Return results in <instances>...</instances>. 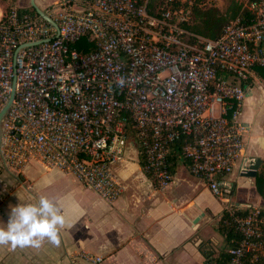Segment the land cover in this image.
<instances>
[{"label":"built area","instance_id":"obj_1","mask_svg":"<svg viewBox=\"0 0 264 264\" xmlns=\"http://www.w3.org/2000/svg\"><path fill=\"white\" fill-rule=\"evenodd\" d=\"M0 1V110L12 93L0 119L4 167L19 174L36 157L111 203L123 190L113 170L127 141L160 190L179 143L189 173L222 203L220 225L236 235L222 232L202 264H264V208L231 205L220 186L245 156L241 83L264 66V0L238 1L250 21H230L213 39L185 27L191 7L211 0H162L152 11L150 0L36 6L52 23L28 4ZM81 38L93 48L76 50Z\"/></svg>","mask_w":264,"mask_h":264},{"label":"crops","instance_id":"obj_2","mask_svg":"<svg viewBox=\"0 0 264 264\" xmlns=\"http://www.w3.org/2000/svg\"><path fill=\"white\" fill-rule=\"evenodd\" d=\"M263 82L264 72L251 69L241 83L244 97L238 115L245 127L244 155L262 160L264 149L259 137L264 136ZM171 163V182L160 190L141 171L137 150H130L113 170L123 190L108 203L82 187L71 173L45 165L36 157L30 158L19 174L0 160V226L6 227L11 207L34 202L41 195L60 201L62 211L73 223V227L61 231L58 247L47 241L39 249L0 246V264H90L82 258L84 253L100 258L94 264H202L204 251L215 253L222 247L217 222L214 225L222 203L210 194L202 179L189 173L180 155ZM237 173L236 167L230 178L239 185L244 187L246 180L254 185L253 178L236 177ZM45 179L52 181L46 187L42 184ZM176 187L184 195H175L172 189ZM203 193L217 202V214L201 202ZM211 222L221 237L219 247L216 238L200 236L202 228Z\"/></svg>","mask_w":264,"mask_h":264},{"label":"clouds","instance_id":"obj_3","mask_svg":"<svg viewBox=\"0 0 264 264\" xmlns=\"http://www.w3.org/2000/svg\"><path fill=\"white\" fill-rule=\"evenodd\" d=\"M119 83H124L123 78ZM51 182L45 179L42 184L46 187ZM62 207L60 201L46 195L39 196L34 202L11 207L6 227L0 226V246H10L13 250L18 247L39 249L45 241L60 246L61 231L73 227Z\"/></svg>","mask_w":264,"mask_h":264},{"label":"trees","instance_id":"obj_4","mask_svg":"<svg viewBox=\"0 0 264 264\" xmlns=\"http://www.w3.org/2000/svg\"><path fill=\"white\" fill-rule=\"evenodd\" d=\"M162 0H150V10L152 11L153 4L161 2ZM197 2L198 0H194ZM226 5L223 9L217 8L215 5H209L201 8L194 4L191 7L190 19L185 25L186 29L206 38H217L220 36L223 27L230 21L238 19L239 22H249L251 14L247 9L241 8L235 0H224ZM32 10V9H31ZM76 50H88L93 48V44L85 41L84 38L79 39L73 44ZM252 69L262 70L264 66L255 65ZM242 85V84H241ZM179 156V143L172 147V151L167 155L168 170L171 172L172 161ZM253 183L256 191L264 199V158L262 160L259 171L253 178ZM217 230L220 232H227L228 236H236L231 230L225 229L220 225V220L217 221Z\"/></svg>","mask_w":264,"mask_h":264},{"label":"rangeland","instance_id":"obj_5","mask_svg":"<svg viewBox=\"0 0 264 264\" xmlns=\"http://www.w3.org/2000/svg\"><path fill=\"white\" fill-rule=\"evenodd\" d=\"M15 3L18 6H25V5H30V0H14ZM54 0H34V4L35 6L39 7V8H43L45 5L52 3ZM235 1H241L243 2L244 0H235ZM0 4H2V1H0ZM215 5L217 8L219 9H223L226 5V1L224 0H211L209 5ZM264 87V82L261 83L260 88L263 89ZM252 179V178H250ZM247 183V184H246ZM172 192H174L175 195H179V194H183L184 195V191L181 188H173ZM236 198L241 200V201H246L252 204H257L259 205V207H264V199L261 197V195H259V193L256 191L255 186L251 183V181L246 180L244 182V187H239L237 190V195ZM200 200L201 202L205 203V204H209L212 208L213 211H211L214 215L217 214V209H216V203L215 201L211 200L205 193H203L202 195H200ZM217 222V217L215 218V224L216 225ZM213 223H209L207 224L205 227H203V234L202 232L200 233V236H205L206 238H216L217 241V247L220 246V242H221V237L218 234L216 228L214 227ZM204 247V246H203ZM216 247V249H217ZM202 248V246H201ZM206 250H209L210 248L205 247ZM203 250V249H202ZM204 251V250H203ZM206 254H208V251H204Z\"/></svg>","mask_w":264,"mask_h":264},{"label":"water","instance_id":"obj_6","mask_svg":"<svg viewBox=\"0 0 264 264\" xmlns=\"http://www.w3.org/2000/svg\"><path fill=\"white\" fill-rule=\"evenodd\" d=\"M30 6L40 15L42 16L45 20L49 21L50 23H52V21L46 17L34 4V0H30ZM12 98V93H10L9 99L6 102V104L3 106V108L0 110V119L2 117V115L4 114L6 108L8 107L10 100ZM259 143L261 144L262 149H264V136L259 137ZM133 147V143L132 141H127V148L128 150H132ZM262 163V159L258 156L255 155H245L243 157V159L240 161L239 164V169L240 172H238L236 174V177H240V178H254L258 168L260 167ZM247 184V183H246ZM220 186L223 189V195L225 196V198L227 200H229L231 205H238L239 203V199L236 198L237 195V190L239 187H243L241 185H239L236 181V179H234L233 177L230 179L228 184H224L222 182H220ZM195 222V220H194ZM193 222V223H194Z\"/></svg>","mask_w":264,"mask_h":264}]
</instances>
